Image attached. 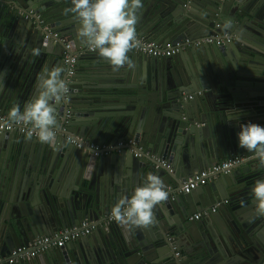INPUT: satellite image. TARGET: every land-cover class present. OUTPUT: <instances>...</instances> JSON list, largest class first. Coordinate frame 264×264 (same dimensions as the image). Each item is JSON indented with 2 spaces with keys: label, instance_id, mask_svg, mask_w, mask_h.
<instances>
[{
  "label": "water",
  "instance_id": "1",
  "mask_svg": "<svg viewBox=\"0 0 264 264\" xmlns=\"http://www.w3.org/2000/svg\"><path fill=\"white\" fill-rule=\"evenodd\" d=\"M71 7L72 0H0V72L6 73L0 75V113L8 115L17 105L23 110L38 93L44 68L60 66L66 79L64 46L45 37L59 32L79 53L78 61L88 59L91 66L77 64L70 103L56 104L58 128L98 144L134 140L169 166L137 156L135 148L97 156L67 139L57 137L50 146L0 131V264H10L7 258L17 247L85 219L102 221L149 173L159 175L169 193L153 209L154 224L116 221L64 249L13 264H264V215L251 191L264 179L258 160L215 173L190 193L179 192L196 172L233 154L253 155L239 147L243 115L237 108L244 86L264 85V0H143L136 29L149 41L205 38L215 35L214 27L233 37L172 57L134 48L133 66L114 70L125 74L114 88L95 69L110 64L79 35ZM227 21L229 30L223 27ZM215 206L203 221L192 219Z\"/></svg>",
  "mask_w": 264,
  "mask_h": 264
},
{
  "label": "clouds",
  "instance_id": "2",
  "mask_svg": "<svg viewBox=\"0 0 264 264\" xmlns=\"http://www.w3.org/2000/svg\"><path fill=\"white\" fill-rule=\"evenodd\" d=\"M143 0H72L68 10L79 21V35L90 50L108 61L114 70L132 67L129 53L140 47L136 25ZM232 27L231 21L223 25ZM64 69L55 66L44 68L38 77V93L25 103L23 110L17 105L9 111V120L27 129V135H36L40 143L56 146L58 120L56 104L68 93V84L62 78ZM6 74L0 72V75ZM238 109V115L242 113ZM239 147L252 153V158L264 166V125L241 122L238 132ZM257 212L264 215V179L257 180L252 188ZM164 180L149 173L145 182L137 186L130 197H124L112 207L111 215L119 223L147 227L155 223L153 209L168 198Z\"/></svg>",
  "mask_w": 264,
  "mask_h": 264
},
{
  "label": "built area",
  "instance_id": "3",
  "mask_svg": "<svg viewBox=\"0 0 264 264\" xmlns=\"http://www.w3.org/2000/svg\"><path fill=\"white\" fill-rule=\"evenodd\" d=\"M217 26L220 25L218 24ZM137 36L140 41V47L136 48V50L138 52L145 53L153 57H172L181 53L184 50H187L192 47H197L203 44L224 45L225 43L230 42L233 37L232 35L227 33L221 36L215 34L205 38H184L178 41H167L164 43H158L147 40L145 37L140 36L138 32ZM45 37L47 39H52L55 42H60L64 46L63 62L65 65L68 66V73L66 75L65 80L68 84L69 90L63 101L65 102V104L68 105L70 103L71 88L75 81L74 76L78 64L79 53L73 49L72 44L68 42L59 32L49 31L45 34ZM188 96L190 99L193 97L192 95ZM65 117H71V107L67 108ZM0 131H15L20 135L29 136L27 135L26 128H24L23 126L15 125L12 121L9 120L8 115L2 113H0ZM56 135L59 138L67 139L69 142L76 145L78 148L84 149L89 153L97 156L108 155L113 151L121 152L129 147L130 149L135 148V154L137 156H149L155 159L160 165L164 167L169 166V163L166 160L152 155L150 152L144 150L143 148H138L137 143L134 140H129L126 143H119L118 145L98 144L86 140L80 135H77L76 133H73L67 130L66 128H57ZM32 136L36 137L35 134H33ZM241 161L242 158L240 156H233L229 159L223 160L215 164L211 168L196 172L183 183L182 188L179 192L190 193L193 190L197 189L201 184L205 183L206 178H208L209 176L215 173H228ZM216 210L217 206L201 211L195 214L194 217L196 219H200L205 215L215 213ZM113 222H116V220L112 217L111 213L105 216L102 221L85 219L78 226L62 229L53 235H47L40 239H36L28 246L23 245L15 248L8 256L7 262L13 264L21 260L31 259L51 249H64L70 241H73L83 235H90L98 228L102 226H108ZM170 239L174 240V236H171ZM176 255L181 257L182 251L179 250Z\"/></svg>",
  "mask_w": 264,
  "mask_h": 264
},
{
  "label": "crops",
  "instance_id": "4",
  "mask_svg": "<svg viewBox=\"0 0 264 264\" xmlns=\"http://www.w3.org/2000/svg\"><path fill=\"white\" fill-rule=\"evenodd\" d=\"M198 14H199V17H201V18H204V16H205V15H203L204 12H202L200 10L198 11ZM217 29H218L217 27L212 28L211 34L217 33L220 36L227 34L223 30L218 31ZM78 63L79 64L80 63H86L89 66H91L90 65L91 62L88 59H84V60L81 59L78 61ZM138 65H140V62L136 61L135 62L136 68L138 67ZM122 68H127V67L124 66ZM95 69H100L99 73L101 74L103 81L105 82L106 86H108L110 88L118 87V85H121V83L124 81V75L125 74H123V75L118 74L117 75V74L113 73L114 69L110 65L106 64L105 62L100 63L99 67H96ZM119 71H122V69L120 68ZM87 72H89V71H86L85 73L87 74ZM104 82H103V84H104ZM260 84H264V82H261ZM238 89H241V87H238ZM242 89H244V94H245L244 97L242 98L244 101H243V104L240 105L239 108H237V111H238V109H242L243 112L240 114H242L243 117L239 118V120H241L245 123L251 121L254 123H259L261 125H264V85H263V87L258 86V88H256L255 86L254 87L253 86H251V87L250 86H244V88H242ZM186 97L189 98V96H186ZM89 141L95 142L93 140H89ZM106 144H112V143L108 142ZM233 156H240L242 158L241 162H245L246 160L252 159V157L247 158L242 154H238V155L233 154V155L228 156L226 159H229ZM226 159H224V160H226ZM199 212H201V211H198L197 213H199ZM197 213H195V214H197ZM192 219L194 221H203L204 216L201 217L200 219H196L193 215ZM180 250L182 251V249H180Z\"/></svg>",
  "mask_w": 264,
  "mask_h": 264
}]
</instances>
